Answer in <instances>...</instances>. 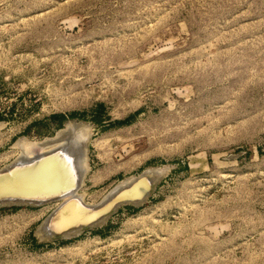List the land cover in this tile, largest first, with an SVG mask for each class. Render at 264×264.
<instances>
[{
	"label": "rangeland",
	"instance_id": "1",
	"mask_svg": "<svg viewBox=\"0 0 264 264\" xmlns=\"http://www.w3.org/2000/svg\"><path fill=\"white\" fill-rule=\"evenodd\" d=\"M0 110V168L85 126L88 204L163 170L68 237L0 205V264H264V0H0Z\"/></svg>",
	"mask_w": 264,
	"mask_h": 264
},
{
	"label": "bare ground",
	"instance_id": "2",
	"mask_svg": "<svg viewBox=\"0 0 264 264\" xmlns=\"http://www.w3.org/2000/svg\"><path fill=\"white\" fill-rule=\"evenodd\" d=\"M66 124V128L62 129L63 131L59 132L58 136L56 135L58 138L55 137L56 140L53 139V141L47 139L42 142L25 143L19 139L14 146L30 147L32 152L30 155L18 156L0 168V174L6 177L0 183V196L6 194L29 199L52 197L55 198L54 201L61 200L58 207L41 225L40 236L42 235L44 239H47L50 233L60 232L74 223L87 221L97 216L98 213L106 211L111 207L112 202L110 201L113 198L141 196L145 191V186H151L163 171L162 168H149L147 172L135 178H126L100 202L88 204L82 195L76 194L89 167L85 156L88 134L83 124V126L73 122ZM140 177L143 179L135 183ZM133 183L135 184L131 187ZM149 192L140 200L124 201L122 204L138 205L146 199ZM22 198L17 202H24ZM52 198L35 202H39L38 205L47 204L53 201ZM107 216H103L101 221H104ZM77 233L78 231L67 232L63 237Z\"/></svg>",
	"mask_w": 264,
	"mask_h": 264
},
{
	"label": "water",
	"instance_id": "3",
	"mask_svg": "<svg viewBox=\"0 0 264 264\" xmlns=\"http://www.w3.org/2000/svg\"><path fill=\"white\" fill-rule=\"evenodd\" d=\"M46 156H48V155H46ZM6 179V177L5 176H3L2 175V173L0 174V183L3 181V180H5ZM143 179V177H140L135 183H137V182H139V181H141ZM135 183H133L132 185H131V187L135 184ZM152 186H153V184L151 185V186H145V191L142 193V195L141 196H139V197H137V196H134V195H131V196H125L124 198H113L110 202H112V204H111V207L110 208H108L106 211H104V212H100V213H98V215L97 216H95L94 218H91V219H89V220H87V221H84V222H77V223H74V224H72V225H70L69 227H67V228H65V229H62L60 232H53V233H50L49 234V236H48V238L47 239H56V238H60V237H63V235L65 234V233H72L73 231H78V233L80 232V231H82V230H84V229H86V228H89V227H93V226H96V225H98V224H100V223H102L103 221H101L102 220V217L103 216H105V215H109L116 207H118L119 205H121L122 204V202H124V201H129V200H132V201H134V200H140V199H142V198H144V196L147 194V192H151V190H152ZM150 188H151V190H150ZM149 192V193H150ZM149 195V194H148ZM147 195V196H148ZM22 197H18V196H7L6 194H5V196H0V205H4V204H22V203H24L25 202V204H32V205H38L39 204V202L37 203V202H35V201H46V200H48V199H51L52 197H50V198H45V199H35V198H27V197H25V198H22V199H24V200H22V201H24V202H22V203H20V202H17L18 201V199H21ZM53 199V198H52ZM55 200V198L53 199V201ZM121 203V204H120ZM125 204V203H124ZM116 206V207H115ZM114 208V209H113ZM113 209V210H112ZM53 213V212H52ZM51 213V214H52ZM50 214V215H51ZM49 215V216H50ZM49 218V217H48ZM47 218V219H48ZM107 218V217H106ZM46 219V220H47ZM46 222V221H45ZM44 222V223H45ZM43 223V224H44ZM73 235H76V234H73ZM70 236H72V235H70Z\"/></svg>",
	"mask_w": 264,
	"mask_h": 264
},
{
	"label": "built area",
	"instance_id": "4",
	"mask_svg": "<svg viewBox=\"0 0 264 264\" xmlns=\"http://www.w3.org/2000/svg\"><path fill=\"white\" fill-rule=\"evenodd\" d=\"M0 112H1V110H0Z\"/></svg>",
	"mask_w": 264,
	"mask_h": 264
}]
</instances>
